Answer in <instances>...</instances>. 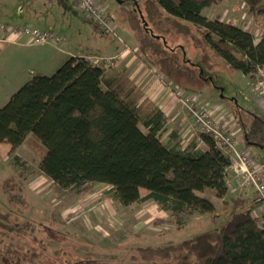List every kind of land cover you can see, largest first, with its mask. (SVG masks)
Instances as JSON below:
<instances>
[{"label":"trees","instance_id":"1","mask_svg":"<svg viewBox=\"0 0 264 264\" xmlns=\"http://www.w3.org/2000/svg\"><path fill=\"white\" fill-rule=\"evenodd\" d=\"M240 1L264 21V0ZM154 2L156 7L151 0L138 2L145 32L141 35L136 30L139 48L145 62L168 75L176 87L186 88L188 81L180 76L194 71L195 55L203 54L201 58L213 69L214 52L229 68L253 78L264 66V34L255 43L253 34L241 25L225 23L221 17L208 20L204 15L205 9L222 0ZM152 14L162 34L151 26ZM196 26L201 36L195 34ZM168 35H182L188 43L171 46ZM179 49L182 57L177 55ZM250 115L249 121L238 122L243 140L246 145L264 146V114ZM168 121L125 69L111 74L88 57L71 56L53 75H34L0 109V145L7 142L14 151L33 133L47 149L41 169L62 188L109 183L120 204L152 200L169 212L164 221L174 224L198 213L216 218L215 203L198 192L213 189L225 197L232 156L204 133L200 136L207 150L197 144L182 148L164 142ZM231 201L234 208L225 224L175 244L140 247L141 257L176 264H264V225L255 214L261 200L255 197L250 205L247 199ZM64 264L99 263L86 259Z\"/></svg>","mask_w":264,"mask_h":264},{"label":"rangeland","instance_id":"2","mask_svg":"<svg viewBox=\"0 0 264 264\" xmlns=\"http://www.w3.org/2000/svg\"><path fill=\"white\" fill-rule=\"evenodd\" d=\"M144 1L98 0L113 19V31L105 32L87 20L76 0H0V29L13 27L17 29L14 31L21 33L27 25H37L43 29L50 27L61 37V41L52 42L60 49L72 48L75 54L91 56L88 58L92 62L103 65L111 74L118 69H125L126 72L137 70L138 74L142 71L140 66L144 60L136 30L140 29V34L145 35L141 28L143 18H140L142 15L138 12V2L142 4ZM18 4H25L26 10L22 12ZM151 4L156 7L154 0H151ZM204 15L208 20L221 17L225 23L239 24L244 30L259 37L264 34V21L257 20L240 0H222L220 5L205 9ZM153 17V14L150 15L151 26L156 33L162 34L158 29L157 18ZM194 32L198 36L202 35L198 26ZM26 38H30L29 35L25 34L15 43L4 45L0 69L3 70L11 62L16 76L22 74L32 78L41 74L39 70L42 67L49 72L44 63L35 58L33 50H36V45H27ZM167 41L171 46L188 43L182 35H168ZM127 46L130 58L134 57L132 63L119 62L120 58L107 59L118 56ZM59 48H52L50 55L54 61L56 53L63 54ZM194 53H190V56H194ZM178 54L182 57L181 49ZM172 55L175 56L173 52ZM202 55H195L193 62L196 66L190 76H180V79L184 76V81H188L186 88L176 87V82L168 81L169 76L161 72L165 84L180 92L179 98L188 94L196 95L188 96L200 101L201 106L208 108L219 121L227 123L231 134L239 140L241 146L246 147L255 162H264V146L245 145L243 130L238 124L241 119L249 121L252 118L249 113L256 106L264 114V97L254 86L255 78L229 68L214 52L212 62L215 66L211 69L206 60L201 58ZM153 70H156V74L160 72V69ZM55 72L46 74L50 76ZM11 78L16 80L14 76ZM0 79H5L3 73ZM20 87H7L14 89L8 98ZM1 96L0 109L9 100ZM167 111L171 122L165 127L162 139L167 142L170 138L176 145H180L183 140H187L181 129L188 125L197 128L191 123L193 114L185 112L187 122H190L181 124L176 112L172 116L168 108ZM187 113L191 115L187 116ZM167 129L170 135H166ZM193 134L187 135L189 139L195 137V131ZM46 150L33 133L14 151L7 142L0 146V264H64L86 259L97 260L99 264H176V261L144 259L138 249L175 244L221 226L227 222L234 208L231 199L255 197V191L247 192V188L234 193L227 189L224 198L219 197L213 189H206L198 194L215 203L216 218L211 214L198 213L186 217L181 224L169 223L164 221L169 218V212L152 200L128 206L120 204L116 190L109 183L85 182L81 186L62 188L41 169V160ZM251 202L247 201L248 205ZM262 202H259V207Z\"/></svg>","mask_w":264,"mask_h":264},{"label":"built area","instance_id":"3","mask_svg":"<svg viewBox=\"0 0 264 264\" xmlns=\"http://www.w3.org/2000/svg\"><path fill=\"white\" fill-rule=\"evenodd\" d=\"M81 11L90 20L95 21L105 32L113 31V19L110 12L98 0H76ZM17 30L13 27L2 28L1 40L6 41L5 35L9 31ZM21 32L29 35L31 42L59 41L61 37L49 29H41L38 26L27 25ZM61 41V40H60ZM254 86L258 93L264 97V66L259 68L255 77ZM190 95V94H188ZM182 97L183 103L193 114V123L204 134L214 137L218 146L224 148L232 156L233 163L226 173L227 189L230 192H240L245 188H254L257 198L262 202L260 212V224L264 225V162H255L249 155L246 147H240L239 140L231 134L229 125L219 121L201 102L194 97L196 95Z\"/></svg>","mask_w":264,"mask_h":264},{"label":"crops","instance_id":"4","mask_svg":"<svg viewBox=\"0 0 264 264\" xmlns=\"http://www.w3.org/2000/svg\"><path fill=\"white\" fill-rule=\"evenodd\" d=\"M17 7H20L22 9V12H24L26 10V8H27V6L25 4H18ZM1 34L2 33L0 31V37H1ZM6 36H7L8 40L0 41V56H1L2 52H3V48H4L5 44L10 43V42L15 43L17 39H20L23 36L25 37V34L23 32L18 33V31H9L5 35V37ZM253 36L255 38V43H258L262 39V36L259 37L256 34H253ZM31 41H32L31 38H26V44L27 45H36V47H35L36 50H33L36 60L40 59L44 63V66L47 67L46 70H49V72H47V71L43 70V67H42V69L39 70L42 75H47L46 73L55 72L60 67V65L64 61H66V59H68L71 56H85V57H89V58L91 57V56H86L84 54H75L73 52L72 48H68V49L62 50L56 44L52 43V42H55V41H49L47 43L46 42L32 43ZM1 43H4V44H1ZM43 44H46L48 46H45ZM52 48H59V50H61L59 52L63 53V54L56 53V55H55V60L56 61L52 60V57L50 55L52 53ZM56 56H60V57L57 58ZM130 57H131V53H130L129 48L127 46L124 49V51H122V53L119 54L118 56H111L110 58H107V59H119L120 58L119 62L127 61V63L129 64L130 62L131 63L133 62L132 60L134 58V57H132V58H130ZM145 63H146L145 60L143 62H141L140 68L142 69V71L140 73L137 74V70H133V71H130V72L127 71L128 75L132 79H134L141 86V88L145 91V93L165 112L167 117H169L168 111H167V108H168L169 111H170V114L172 116L176 112L175 115L179 116V120H180L181 124L186 123L188 121V119L185 116V112H188V113H191V112L186 107V105L183 103L182 97L181 98L178 97L179 95H181V93L175 91L174 87L167 86L165 84L164 77H163L164 75H161L162 74L161 71L158 72L157 74L158 75L160 74L162 77L158 76L155 73L156 70H155V72H153L154 71L153 68L157 69L156 67H151V66L149 67V65H147ZM12 67H13V65L10 62V63H7L4 66L3 70L0 69V77H1V73H3V75L5 77L4 80L0 79V94L2 95L1 98H3V99L5 98L6 101H7V99H9L8 97H10L9 94L14 91V89H7V87L8 88L11 87V86L20 87L21 85L23 86L26 82H28L31 79V78H28V77L27 78L24 77V75H22V74H21V76H16V74L13 73V71H12ZM12 76L16 77L15 81L11 78ZM185 93H187V91H185ZM168 104L171 105V107L168 106ZM254 111L261 112L260 109L257 106L254 107L253 112ZM188 113H187V116H190L191 114L189 115ZM170 122H171V118L169 119L168 124ZM189 122H187V123H189ZM192 122H193V117H192L191 123ZM168 124H167V126H168ZM236 126H238V124ZM181 131L183 132V136L186 135L187 140H183L181 142V144L177 145V146L185 148L189 144H195V145L197 144V147L202 149V150H207L208 149V145L203 140V138L200 136L202 132L198 128L194 129L192 126L190 127L188 125L186 128L184 126L183 129H181ZM192 131L193 132L195 131V137H193L194 140L193 139H189V137L187 136L188 134L194 136ZM169 132L170 131L167 129L166 135L167 134L170 135ZM175 134H177V133H175ZM172 136H174V134ZM191 140H193V141H191ZM166 143H170L173 146L176 145L174 142H172L170 140V138H169V140ZM244 144H245V142H244ZM240 147H243V146H241V144H240ZM252 190L255 191V197L257 198L256 190L254 188H250V189L247 188L246 189L247 192L248 191L250 192ZM254 198H252V199L249 198V199H247V201H252L253 202ZM251 203H249V204H251ZM246 204L248 205L247 202H246ZM257 211H258V213L260 212V207H258L255 212H257Z\"/></svg>","mask_w":264,"mask_h":264},{"label":"bare ground","instance_id":"5","mask_svg":"<svg viewBox=\"0 0 264 264\" xmlns=\"http://www.w3.org/2000/svg\"><path fill=\"white\" fill-rule=\"evenodd\" d=\"M34 26H37V25H34ZM39 27V26H38ZM41 28V27H40ZM41 29H43V28H41ZM49 30H52V29H49ZM53 32H54V30H52Z\"/></svg>","mask_w":264,"mask_h":264},{"label":"water","instance_id":"6","mask_svg":"<svg viewBox=\"0 0 264 264\" xmlns=\"http://www.w3.org/2000/svg\"><path fill=\"white\" fill-rule=\"evenodd\" d=\"M140 13H141V10H140Z\"/></svg>","mask_w":264,"mask_h":264}]
</instances>
